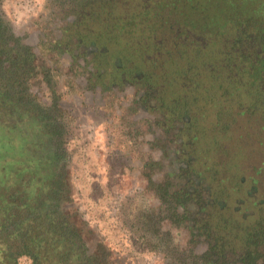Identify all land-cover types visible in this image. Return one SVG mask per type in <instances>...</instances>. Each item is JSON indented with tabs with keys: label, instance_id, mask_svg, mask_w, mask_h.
Instances as JSON below:
<instances>
[{
	"label": "trees",
	"instance_id": "1",
	"mask_svg": "<svg viewBox=\"0 0 264 264\" xmlns=\"http://www.w3.org/2000/svg\"><path fill=\"white\" fill-rule=\"evenodd\" d=\"M55 1L73 15L65 29L72 45L93 40L107 47L95 54L100 84L141 73L165 126L183 121L177 150L187 167L167 176L157 194L167 219L190 233L185 251L171 254L172 264H264V201L246 202L237 189L245 163L235 164L236 187L229 190L215 164L225 160L209 155L208 141L199 144L211 131L228 138L240 117L258 115L264 130V0ZM201 3L206 6L199 9ZM241 6L249 13L235 14ZM207 8L216 10L215 24L191 18ZM36 56L0 12V264H21L22 257L28 264H119L73 205L56 119L29 86ZM35 123L41 133L29 129ZM213 145L226 149L220 139ZM196 178L205 179L208 196L192 192ZM199 241L206 244L202 253L193 247Z\"/></svg>",
	"mask_w": 264,
	"mask_h": 264
},
{
	"label": "rangeland",
	"instance_id": "2",
	"mask_svg": "<svg viewBox=\"0 0 264 264\" xmlns=\"http://www.w3.org/2000/svg\"><path fill=\"white\" fill-rule=\"evenodd\" d=\"M259 4L260 1L256 7ZM253 5L251 3L250 7ZM202 6H206L205 3H201L199 9ZM240 8L235 14L250 11L249 6ZM0 12L9 21L12 31L36 50L37 65L29 86L56 119L60 144L66 151L73 205L81 218L108 247L111 259L119 264H172L171 254L177 257L180 249L185 251L189 237L186 230H177L171 225L152 183L163 181L169 174L179 176L186 167V156L176 150L179 145L176 132L183 121H176L173 129L164 131L161 110L153 95H147V103H143L145 90L138 80L103 93L99 88L86 86L89 58L97 46L81 47L79 58L73 62L63 43L56 41L62 35V42L67 39L63 26L73 15L67 12L66 6L63 8L55 0H0ZM210 12L207 8L203 14L191 18L197 21L200 18L201 22L206 19L213 25L219 17L216 10ZM136 74L139 77L141 73ZM262 104L264 111V101ZM261 122L258 115L240 117L228 138L211 131L199 143L208 141L206 146L212 148L209 155L225 160L215 164L224 169V187L229 190L232 185L236 187L235 174L231 173L236 172L240 162L245 163L246 169L238 171L241 183L237 189L246 197V202L254 198L264 201ZM29 129L41 133L42 125L35 123ZM218 139L225 143L226 149L215 148L213 141ZM38 143L42 145V139ZM237 144L241 146L235 152ZM255 171L261 175H256ZM196 179L190 187L192 192L208 196L205 179ZM190 206L193 212L197 210L194 203ZM251 209L256 208L251 205ZM147 211L153 215L152 220L144 218ZM188 214L191 220L195 218L190 209ZM156 229L163 234L162 238L168 236L164 246L157 243L161 237L156 236ZM193 247L196 253H202L206 244L199 241ZM20 263L28 264L29 260L22 257Z\"/></svg>",
	"mask_w": 264,
	"mask_h": 264
},
{
	"label": "flooded vegetation",
	"instance_id": "3",
	"mask_svg": "<svg viewBox=\"0 0 264 264\" xmlns=\"http://www.w3.org/2000/svg\"><path fill=\"white\" fill-rule=\"evenodd\" d=\"M69 27V24L68 23H66L65 22V24H64V26H63V30H64V33H66V38L67 39H65V42H62V41H64L63 40V35H62V37H60L59 38V40H58V38H57V42L60 44V43H63V44H61L62 45V47L65 49V51H66V53H68L69 55H70V57H71V60H73V62L77 59V58H79V49L81 50V47H85V46H87V45H91V44H94V45H96L97 46V50L95 51V52H93L92 54H91V56H90V58H89V60H90V64H89V67H88V78H87V80L85 81V85L86 86H90V87H93L94 89L95 88H99V90L103 93V92H105V91H108V90H111L112 88H114V87H116V88H120V87H124L125 85H127L128 83H130L131 81H134V80H138V81H140V82H142L141 80L142 79H140L141 78V76H139L138 77V75L135 73L133 76H135V79H125V78H123L122 80H123V83H111L110 85H109V87H107L108 85L106 84V83H99L97 80V72H99L100 73V71L99 70H97L96 68H95V62H96V60H95V58H96V53L98 52H101V51H106V50H108L107 49V47H105V46H99L95 41H93V40H89L88 41V43H82V40H80V44L78 45V46H76L75 45V47H74V45H72V43H71V41L73 42L74 41V39H70V33L68 32V31H66L65 32V29L66 28H68ZM14 32V31H13ZM15 33V32H14ZM60 41V42H59ZM34 51L36 52V50H35V48H34ZM84 57L86 56V52L84 51ZM84 59V58H83ZM141 75V74H140ZM102 84H105V85H102ZM142 85H143V87H144V90H145V94H143V98H142V100H143V103H147L146 102V100L148 99V97H147V95H149V96H151V95H153V98H154V100H155V102L157 103V97H156V94H154L153 92H149V90H148V88H146V84H144L143 82H142ZM147 92L148 93H152V94H147ZM157 105V104H156ZM159 108V107H158ZM160 109V108H159ZM161 110V109H160ZM161 112H162V114L164 113L162 110H161ZM163 116L164 115H162V124H161V126H162V128H163V130L164 131H169L170 129H173V127H174V124H175V122L177 121V120H174L173 121V123L171 124V125H169V126H165V123L163 122ZM168 136H169V134H167ZM177 150V149H176ZM177 152L179 153V151L177 150ZM186 161V160H185ZM186 167H187V162H186ZM186 167H184V168H186ZM167 176H169V178H171V177H176L177 175H172V174H169V175H167ZM167 176H166V178H167ZM166 178L163 180V181H161V182H159V183H152V185H153V189H155L156 191H157V194H158V190H160V188H159V186H162L163 185V183L166 181ZM178 179H179V177L176 179L177 181H178ZM159 198V197H158ZM160 199V198H159ZM169 220V219H168ZM171 225H174V227H175V224H172V222H171ZM175 229H177L176 227H175ZM178 230V229H177ZM184 230H186L187 231V233H188V237H189V235H190V233L188 232V230L187 229H184ZM169 233V232H168ZM156 236L158 237V239L161 237V235H159V230H158V232L156 233ZM188 240H189V238H188ZM187 240V241H188ZM186 245V244H185Z\"/></svg>",
	"mask_w": 264,
	"mask_h": 264
}]
</instances>
